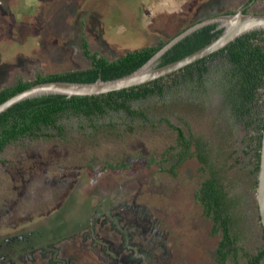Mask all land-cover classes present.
<instances>
[{"label": "rangeland", "instance_id": "obj_1", "mask_svg": "<svg viewBox=\"0 0 264 264\" xmlns=\"http://www.w3.org/2000/svg\"><path fill=\"white\" fill-rule=\"evenodd\" d=\"M248 1L0 0V88L18 77L33 80L38 73L90 66L81 31L92 52L113 59ZM246 8L264 13V0ZM204 83L196 90L182 82L163 97L132 102L147 120L124 111L93 122L72 116L63 121V137L8 143L0 151V264H219L222 231H214L195 199L208 174L193 144L176 175L159 169L170 168L181 151L177 131L162 117L201 141L225 191L239 197L234 215L240 264L245 252H256L264 239L252 151L243 153L249 140ZM117 162L128 166L106 168ZM36 234L53 249L42 251Z\"/></svg>", "mask_w": 264, "mask_h": 264}, {"label": "trees", "instance_id": "obj_2", "mask_svg": "<svg viewBox=\"0 0 264 264\" xmlns=\"http://www.w3.org/2000/svg\"><path fill=\"white\" fill-rule=\"evenodd\" d=\"M203 19L205 18L190 22L166 41L127 50L113 59L97 51L92 52L81 31L80 45L83 54L90 59V66L45 75L38 73L33 80H23L18 77L15 82L0 88V103L34 83L45 81L88 83L98 78L111 80L127 75L145 63L170 39ZM221 31L222 28H217V23L207 24L192 31L162 53L156 61V67L179 60L202 48L216 39ZM213 61L215 64L210 67ZM204 79L206 82L209 81L208 84L221 97L222 105L233 122L238 123L245 130L249 143L243 149V153L249 154L252 151L251 173L255 174L259 164L264 119V104L260 107L262 101L264 102V29L242 34L218 50L142 84L97 95L68 97L64 94H48L17 101L0 112V151L11 141L25 137L40 138L53 135L63 137L65 132L63 121L72 116H84L93 122V119L103 117L110 111H124L130 117L139 116L147 120L143 111L132 107V102L151 95L163 97L166 90L170 91L182 82L185 83L186 88H189L191 83L196 90L204 89L207 86ZM162 120L177 131V141L181 151L175 154L177 159L170 168L161 166L159 169L176 175L175 168L186 158L191 145H194L195 156L208 174L199 183L195 191V199L201 204L204 215L213 221L214 231H222V238L216 249V260L219 264H228L226 261L231 255L229 264H240L236 245L239 236L235 229L234 215L239 197L229 195L225 191L217 168L203 153L201 141L192 140L166 118L162 117ZM49 130H53L54 133ZM127 166L125 162H117L108 163L106 168ZM252 185L255 187L256 181ZM38 236L36 234L35 237L40 239ZM262 237L264 239L263 231ZM55 238H51V241H56ZM37 244L44 252L53 249L52 245L46 246L43 239ZM242 264H264V243L256 252H245Z\"/></svg>", "mask_w": 264, "mask_h": 264}, {"label": "water", "instance_id": "obj_3", "mask_svg": "<svg viewBox=\"0 0 264 264\" xmlns=\"http://www.w3.org/2000/svg\"><path fill=\"white\" fill-rule=\"evenodd\" d=\"M211 23H217V28H222L221 33L216 39L179 60L156 67L157 59L168 48L192 31ZM257 29H264V13H247L244 11V8H241L234 12L217 14L193 24L170 39L145 63L127 75L111 80H101L98 78L94 82L88 83L68 81H45L34 83L0 103V112L4 111L17 101L41 95L64 94L68 97L72 95H97L112 90L142 84L179 69L190 62L218 50L228 42L233 41L236 37ZM255 199L258 208L259 221L264 235V119L260 140L259 164L256 172Z\"/></svg>", "mask_w": 264, "mask_h": 264}, {"label": "flooded vegetation", "instance_id": "obj_4", "mask_svg": "<svg viewBox=\"0 0 264 264\" xmlns=\"http://www.w3.org/2000/svg\"><path fill=\"white\" fill-rule=\"evenodd\" d=\"M252 1H253V0H249L247 5H249ZM247 5H245L244 7H242V8H244V11H247V8H246Z\"/></svg>", "mask_w": 264, "mask_h": 264}]
</instances>
